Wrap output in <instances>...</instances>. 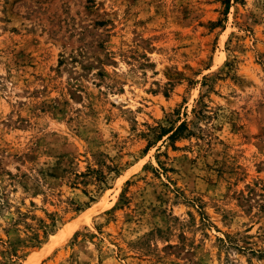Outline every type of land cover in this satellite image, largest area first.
<instances>
[{
    "label": "rangeland",
    "instance_id": "obj_1",
    "mask_svg": "<svg viewBox=\"0 0 264 264\" xmlns=\"http://www.w3.org/2000/svg\"><path fill=\"white\" fill-rule=\"evenodd\" d=\"M0 264H264V0H0Z\"/></svg>",
    "mask_w": 264,
    "mask_h": 264
},
{
    "label": "bare ground",
    "instance_id": "obj_2",
    "mask_svg": "<svg viewBox=\"0 0 264 264\" xmlns=\"http://www.w3.org/2000/svg\"><path fill=\"white\" fill-rule=\"evenodd\" d=\"M76 222H78V221H76ZM71 233V232H70Z\"/></svg>",
    "mask_w": 264,
    "mask_h": 264
}]
</instances>
